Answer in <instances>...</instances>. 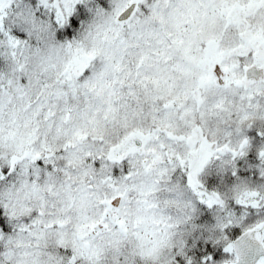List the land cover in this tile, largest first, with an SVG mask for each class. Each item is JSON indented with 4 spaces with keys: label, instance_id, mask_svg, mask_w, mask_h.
Returning <instances> with one entry per match:
<instances>
[{
    "label": "snow or ice",
    "instance_id": "snow-or-ice-1",
    "mask_svg": "<svg viewBox=\"0 0 264 264\" xmlns=\"http://www.w3.org/2000/svg\"><path fill=\"white\" fill-rule=\"evenodd\" d=\"M0 264H264V0H0Z\"/></svg>",
    "mask_w": 264,
    "mask_h": 264
}]
</instances>
